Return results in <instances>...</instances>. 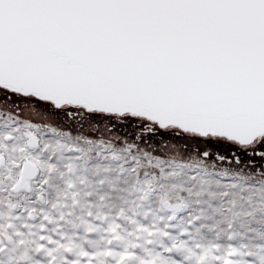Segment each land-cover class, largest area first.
Instances as JSON below:
<instances>
[{"label": "snow or ice", "instance_id": "obj_1", "mask_svg": "<svg viewBox=\"0 0 264 264\" xmlns=\"http://www.w3.org/2000/svg\"><path fill=\"white\" fill-rule=\"evenodd\" d=\"M0 264H264V0H0Z\"/></svg>", "mask_w": 264, "mask_h": 264}]
</instances>
